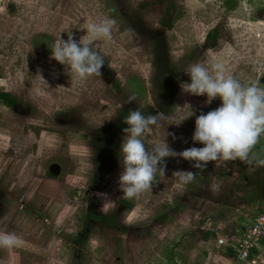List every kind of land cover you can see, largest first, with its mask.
Listing matches in <instances>:
<instances>
[{
  "label": "rangeland",
  "instance_id": "374dc122",
  "mask_svg": "<svg viewBox=\"0 0 264 264\" xmlns=\"http://www.w3.org/2000/svg\"><path fill=\"white\" fill-rule=\"evenodd\" d=\"M104 17L117 23L111 40L96 45L102 75L72 78L51 47L68 29L79 41ZM216 25L225 35L213 46L204 38ZM214 60L245 86L264 87V0H0V89L16 96L12 107L0 101V231L24 242L0 248V264L187 260L196 245L190 232L207 214L215 220L230 196L231 180L210 173L216 167L221 178L233 161L201 172L167 157L152 189L127 199L119 150L124 117L138 108L164 113L148 143L165 138L177 153L203 147L192 140L196 117L222 102L205 104L206 95L181 85L193 63ZM179 170L196 171L194 180L182 185Z\"/></svg>",
  "mask_w": 264,
  "mask_h": 264
},
{
  "label": "clouds",
  "instance_id": "9594fccd",
  "mask_svg": "<svg viewBox=\"0 0 264 264\" xmlns=\"http://www.w3.org/2000/svg\"><path fill=\"white\" fill-rule=\"evenodd\" d=\"M116 23L115 19L108 17L98 23H89L86 35L79 41L73 38V33L68 29V39L63 40L59 35L51 47V58L65 65L70 76L79 81L100 77L105 61L96 45L101 40H111ZM109 67L114 69L111 65ZM185 72L190 82L181 85L183 92L194 96L206 95L205 104L208 105L216 98L222 102L214 110L206 114L202 112L196 117L192 140L204 146L189 147L177 153L165 138L148 143L146 137L154 127L160 126L164 113L146 115L140 108L130 110L124 117L128 127L123 130L125 136L119 150L122 171L118 185L127 199L138 198L152 189L156 174L161 172L167 157L179 155L189 161L193 169L203 172L213 162H247L249 154L264 135V87L254 83L245 86L229 73L223 62L216 60L211 64L193 63ZM135 99V96L129 97L128 102ZM191 115H194L192 111L179 120L168 118L169 124L179 126ZM174 173L182 185L192 182L196 175V171L189 170ZM105 204L101 211L106 210ZM23 244L16 234L0 231V248L11 250Z\"/></svg>",
  "mask_w": 264,
  "mask_h": 264
},
{
  "label": "crops",
  "instance_id": "0c3cea01",
  "mask_svg": "<svg viewBox=\"0 0 264 264\" xmlns=\"http://www.w3.org/2000/svg\"><path fill=\"white\" fill-rule=\"evenodd\" d=\"M262 161L264 135L249 154L247 162L233 161L231 166H223L219 179L215 175L217 168L213 167L211 180H226L223 177L231 180L230 196L221 201L215 220H210L207 214L206 219L201 220L203 227L194 233L190 232V238L196 243L188 247L190 257L184 261L183 257L172 256L166 259V264H231L230 244L240 237L253 214L264 204ZM249 259L254 260L252 264H264V237L252 249Z\"/></svg>",
  "mask_w": 264,
  "mask_h": 264
},
{
  "label": "built area",
  "instance_id": "2783aa9c",
  "mask_svg": "<svg viewBox=\"0 0 264 264\" xmlns=\"http://www.w3.org/2000/svg\"><path fill=\"white\" fill-rule=\"evenodd\" d=\"M262 237H264V204L251 217L240 237L230 244L231 264H252L254 260L249 259L250 253Z\"/></svg>",
  "mask_w": 264,
  "mask_h": 264
},
{
  "label": "trees",
  "instance_id": "16d2710c",
  "mask_svg": "<svg viewBox=\"0 0 264 264\" xmlns=\"http://www.w3.org/2000/svg\"><path fill=\"white\" fill-rule=\"evenodd\" d=\"M169 25V24H167ZM224 33L219 32L218 29V25L214 26L213 28H211L210 31H208L205 35V40L206 41H210L213 46H217L220 43V39L224 37ZM0 101L2 104L8 106V107H12L15 102H16V96H14L13 94H11L9 91H5V90H1L0 89ZM124 203V202H122ZM125 207H128L129 204L126 202L124 203ZM96 219H101L100 217H95ZM104 223H108L109 221H103Z\"/></svg>",
  "mask_w": 264,
  "mask_h": 264
}]
</instances>
